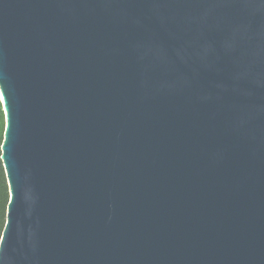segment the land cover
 I'll list each match as a JSON object with an SVG mask.
<instances>
[{
  "label": "water",
  "instance_id": "obj_1",
  "mask_svg": "<svg viewBox=\"0 0 264 264\" xmlns=\"http://www.w3.org/2000/svg\"><path fill=\"white\" fill-rule=\"evenodd\" d=\"M0 264H264V0H0Z\"/></svg>",
  "mask_w": 264,
  "mask_h": 264
},
{
  "label": "trees",
  "instance_id": "obj_2",
  "mask_svg": "<svg viewBox=\"0 0 264 264\" xmlns=\"http://www.w3.org/2000/svg\"><path fill=\"white\" fill-rule=\"evenodd\" d=\"M5 126L4 112L0 102V146L3 140V132ZM1 153V151H0ZM9 201V189L6 174L0 158V237L6 221V210Z\"/></svg>",
  "mask_w": 264,
  "mask_h": 264
}]
</instances>
